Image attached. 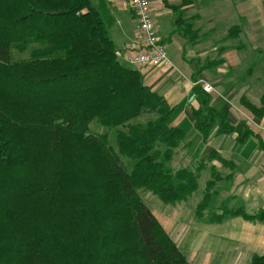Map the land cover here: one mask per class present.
<instances>
[{
    "label": "trees",
    "instance_id": "obj_1",
    "mask_svg": "<svg viewBox=\"0 0 264 264\" xmlns=\"http://www.w3.org/2000/svg\"><path fill=\"white\" fill-rule=\"evenodd\" d=\"M181 4L166 2L176 11ZM106 7L104 0H0V264H191L139 191L166 204L186 201L204 167L171 166L185 132L171 125L174 108L117 51ZM175 24L195 43L190 20L181 13ZM15 51L29 53L15 58ZM223 61L207 60L197 74ZM205 94L194 111L197 150L215 127L246 142L253 132L233 126ZM261 103L241 104L263 119ZM145 114L154 116L136 121ZM92 122L107 132H92ZM209 155L232 167L224 176L232 181L235 163ZM212 185L196 206L198 221L242 217L264 226V208L248 212L227 201L215 208ZM249 264H264V253Z\"/></svg>",
    "mask_w": 264,
    "mask_h": 264
},
{
    "label": "crops",
    "instance_id": "obj_2",
    "mask_svg": "<svg viewBox=\"0 0 264 264\" xmlns=\"http://www.w3.org/2000/svg\"><path fill=\"white\" fill-rule=\"evenodd\" d=\"M104 1L107 4L109 17L112 18L111 27H109L110 35L117 51L125 56L131 51L136 39L135 14L126 0ZM199 1L201 0H193L191 5L176 11L167 7L166 2L169 5L178 6L183 0H150L158 31L164 40V46L172 64L136 68L142 73L144 83L152 91L163 96L174 108L171 125L181 128L185 132V141L189 144L194 143L196 149L202 141V135L195 128L194 111L198 110L204 102L205 93H207L203 91L205 84L212 88L208 92L211 96V105L220 111L227 110L228 120L233 126L244 129L246 125L253 132L246 142L240 143L237 140V133L217 135L215 127L200 152L208 155L212 151H217L221 156L235 163L237 170L233 178V186L236 194L257 211L264 208V119L256 117L240 104L244 87L239 82L225 78L223 74L221 75V71L216 73L213 70L215 67L197 74L209 39L201 36L203 35L200 31L201 26H194V29L198 30V35L195 43L190 42L182 34L176 32L175 23L181 13L184 17H191L193 7ZM222 9L223 6H220L211 10L213 24L218 25L225 22L222 18ZM230 9L231 11L227 10L232 15L240 14L238 4H231ZM207 12L209 11H194L199 16V19L197 18L199 23L203 22ZM251 13H254V9L249 10L248 8L247 12L241 15L248 20ZM192 17L195 18V16ZM232 55L229 50L224 52L221 58L229 62ZM225 222H229L226 224V229L231 233L230 238L225 242L215 238L209 239L205 233L199 231L194 236H188L187 240L181 243L178 240L175 243L192 264H196L194 260L202 258L203 253H207V249L211 255L215 251L232 254L237 264H249L253 255L264 253L263 224L250 222L242 217H233ZM189 254L191 257H188ZM242 257L244 260L241 262ZM228 261L230 263L232 259L229 257Z\"/></svg>",
    "mask_w": 264,
    "mask_h": 264
},
{
    "label": "rangeland",
    "instance_id": "obj_3",
    "mask_svg": "<svg viewBox=\"0 0 264 264\" xmlns=\"http://www.w3.org/2000/svg\"><path fill=\"white\" fill-rule=\"evenodd\" d=\"M126 1L131 11H133L128 0ZM182 4L181 8L191 5ZM231 4H238L240 14L237 13L238 15H232V13L227 10L229 9L231 11ZM227 5H229V7H227ZM220 6H223L221 11L223 15L222 18L225 19V22L216 25L212 23L213 18L211 10H213L214 7L219 8ZM193 8L191 12L193 15L190 14L191 17L182 16V19L185 21L190 20L193 26H201L200 31L203 34L201 36H204V39H209L205 47V52L202 55L203 61L201 62V67L207 62V59L213 60V62L214 60L218 61L222 59L221 56L224 52L230 50V53L233 54L229 58L230 64H228L229 62L227 61H223V63L213 68V70L216 73L221 71V75L223 74L225 78L239 82L240 85L244 87V94L240 97V104L244 98L247 102L257 106V108H261V102L264 100V0H228V2L226 0H215L214 2L213 0H201L195 4ZM248 8L249 10L254 9V13H251L250 19L247 20V18L241 14L247 12ZM195 10H201L203 12L206 10L209 11L204 16L202 23H199V16L194 13ZM192 16H195V18ZM231 17H233V19H231ZM232 21L234 22L232 23ZM221 48L226 49V51L221 53V51H219ZM28 53L29 51L19 54L15 51L14 57H27ZM125 62L127 61L125 60ZM133 68L136 67L133 66ZM153 116V114H145L137 118L136 121L146 122ZM90 129L92 132H107V129L97 122H92ZM111 136L112 134L108 136L110 141L112 140ZM193 145L195 144H189V142L183 141L176 147L171 166L174 169L182 167H204V169L200 171L199 187H197L198 190L195 193L186 201L174 204L164 203L151 191L140 190L139 195L143 202L150 208L164 231L169 234L175 242L179 240L181 243L187 240V238H189L188 236H194L199 233V231L205 233L209 239L215 238L216 240L219 239L225 242V240L229 239L231 236V233L226 229V224L229 222L219 225L207 224L198 221L194 215L197 204L204 196L207 183L213 180L214 186L212 185L213 187L211 190L215 193V208L224 201H227L230 206L244 204L248 212H254L256 208L248 205L247 202L245 203L244 200L236 194L233 186L234 180L230 181L224 179V176L232 173V167L218 161L217 158H211L209 154L203 155L196 149V145ZM206 251L208 254L203 253L202 258L194 260L196 264H237L232 254L228 255L227 253L215 251L214 254L211 255L209 249ZM188 257H191V254H189ZM229 257L232 259L230 263L228 261ZM187 260L189 261L188 258ZM240 260L242 262L244 258L242 257ZM244 263H246V261Z\"/></svg>",
    "mask_w": 264,
    "mask_h": 264
},
{
    "label": "built area",
    "instance_id": "obj_4",
    "mask_svg": "<svg viewBox=\"0 0 264 264\" xmlns=\"http://www.w3.org/2000/svg\"><path fill=\"white\" fill-rule=\"evenodd\" d=\"M136 17V39L124 59L135 67L147 65H171L163 39L158 31L150 0H128ZM203 89L212 88L205 84Z\"/></svg>",
    "mask_w": 264,
    "mask_h": 264
}]
</instances>
